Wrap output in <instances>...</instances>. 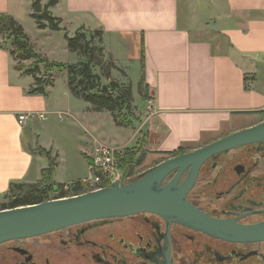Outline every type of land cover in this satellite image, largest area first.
Returning a JSON list of instances; mask_svg holds the SVG:
<instances>
[{"label":"crops","instance_id":"0c3cea01","mask_svg":"<svg viewBox=\"0 0 264 264\" xmlns=\"http://www.w3.org/2000/svg\"><path fill=\"white\" fill-rule=\"evenodd\" d=\"M32 4L0 0V14L12 15L31 39L24 20L32 18ZM50 10L64 23L99 28L126 73L141 60L146 101L154 106L142 131L150 156L196 149L264 120V0H59ZM36 31L38 37L53 33ZM33 81L0 46V196L12 182H39L47 167L35 149H47L35 128L41 118L22 121L20 114L64 112L69 125L97 128L99 112L67 84L57 97L56 82L43 94L33 93ZM93 148L79 149L86 168Z\"/></svg>","mask_w":264,"mask_h":264},{"label":"flooded vegetation","instance_id":"af4514ba","mask_svg":"<svg viewBox=\"0 0 264 264\" xmlns=\"http://www.w3.org/2000/svg\"><path fill=\"white\" fill-rule=\"evenodd\" d=\"M187 197L214 219L264 226V140L210 156ZM225 234L139 213L1 243L0 264H264V238Z\"/></svg>","mask_w":264,"mask_h":264},{"label":"water","instance_id":"95a60500","mask_svg":"<svg viewBox=\"0 0 264 264\" xmlns=\"http://www.w3.org/2000/svg\"><path fill=\"white\" fill-rule=\"evenodd\" d=\"M264 140V120L227 134L202 147L169 157L125 184L40 203L0 209V244L15 239L44 235L70 226L126 217L139 213L158 214L170 222L226 237L232 229L234 239H263L264 226L240 227L217 220L188 200L201 165L210 156L249 143ZM187 175L183 181L184 172ZM176 174L168 181L167 178Z\"/></svg>","mask_w":264,"mask_h":264},{"label":"rangeland","instance_id":"374dc122","mask_svg":"<svg viewBox=\"0 0 264 264\" xmlns=\"http://www.w3.org/2000/svg\"><path fill=\"white\" fill-rule=\"evenodd\" d=\"M203 2L204 1H201V6ZM41 3L42 5H45L43 0H41ZM24 23L27 27V30L33 37L30 39L34 49L50 62L73 64L87 60L86 55L78 52H72L68 48V42L65 38L66 34L69 36H74L77 32L84 34V42H90V44L95 49V72L100 74L103 81L107 84L116 82L119 85V90L117 93L128 94L125 98L128 101L130 108L127 109V103H125L123 106V112H129L128 117L132 122L131 127L120 125L115 120L114 114L112 112L105 109L102 111H97L94 109L93 105L88 102L86 103L90 104L88 108L90 111L99 112L96 120L97 128L96 126H88L86 128L85 126H80L78 124L69 125L68 122H70V119L66 118V120H63L56 112L49 113L47 119H39L36 122L35 128L38 131L40 140L43 141L48 150H51L54 154H56L55 157H58L57 160L60 161V164L57 165L53 174L54 179L61 182H70V184H64L63 187L73 186L75 183H71V180L75 177L90 175L88 167L86 168L84 166L83 162L85 159L84 155L79 150L80 147L84 145H94L95 148V145L98 144V141H104L117 147L118 150H122L126 147H133L137 143L139 137L142 135V131L145 129V125L143 126V124L146 123V120L152 110L148 109L147 101L145 102L142 98L141 60L134 61L128 70V73H126L124 69L120 68L116 64L112 53L109 51V46L104 40L103 32L99 28L91 27L87 24H75L69 21L64 23L61 19V29L52 30L49 27L40 28L33 17L31 19L24 20ZM37 28L49 29L53 33L52 35L50 34L38 37L37 34H35L37 32ZM69 29H71L72 32H70ZM0 41L4 44V47H6L11 52L12 43L9 39H7V34H3V36L0 35ZM15 56L14 59L16 60L17 66L22 68L19 70L24 74L32 76L34 80L31 89L35 90L38 88L39 85L36 82L39 79L44 81L45 89L54 86L56 82L54 96L61 97V93L65 88V84L68 85L69 83V72L66 68L53 67L49 70H46L45 63H37L36 59L34 58L18 60ZM30 71L33 73L28 74L27 72ZM260 75L263 77L264 70L260 73ZM83 101L80 102L84 104ZM89 124L90 123H88V125ZM91 130L93 132H91ZM204 145L205 144H202L199 147ZM168 157L171 156H159L156 153H153L150 156V151L144 148L139 156V161L135 168L134 176L129 177L128 182L132 181L138 175L148 171L162 159ZM45 162L48 166V159H46ZM123 183L125 184V181ZM57 188L58 190H61L62 187L59 185ZM72 191H74L73 187L70 189V191H65L64 193L57 191L52 197L59 198L58 196L60 195H71ZM4 206L10 207V200L4 196H0V209H3Z\"/></svg>","mask_w":264,"mask_h":264},{"label":"trees","instance_id":"16d2710c","mask_svg":"<svg viewBox=\"0 0 264 264\" xmlns=\"http://www.w3.org/2000/svg\"><path fill=\"white\" fill-rule=\"evenodd\" d=\"M59 0H49L47 4L42 5L41 0H33V12L31 16L36 20L40 28L49 27L52 30H60L61 18L56 17L51 12L50 8L58 3ZM7 34V39L12 43L11 53L16 55L18 60L36 59L37 63H45L46 70L50 68H66L69 72V88L72 93L84 100L85 102L93 105L97 111L108 110L114 114L115 120L123 126H132V122L128 117V113L123 112V106L127 103V109L130 105L125 97L127 93H117L119 85L116 82L107 84L103 81L100 74L95 72V49L90 42L85 43V36L77 32L74 36L66 34L65 38L68 42V48L72 52H78L87 56V60L65 64L62 62H50L41 54L36 52L31 42L29 35L26 33L24 27L10 14H0V35ZM0 46L4 44L0 41ZM18 69H22L17 66ZM32 74L33 72H27ZM39 86L33 90V93H45V84L42 79L36 82ZM147 84L144 77L141 80V93L142 98L146 101L147 98ZM122 92V91H121ZM146 145V134L142 133L137 143L133 147H126L118 150L116 153V162L118 168L122 172L123 180L125 183L132 182L139 178L138 175L132 181L128 182L129 177L134 176L135 168L139 161V156L144 150ZM42 155H44L49 163L42 171V179L37 183L26 182H12L9 189L3 194L4 197L10 200L11 208L27 204L40 203L49 199L57 198L52 197L57 192V183L53 177L55 169L58 165L57 158L52 152L40 145L35 148ZM188 148L180 147L176 151L168 153L169 156H177L186 153ZM159 163V162H158ZM157 163V164H158ZM156 165V164H155ZM105 185H108L106 183ZM64 185H60L63 187ZM74 192L77 194L88 191L85 185H73ZM76 190V191H75ZM65 191H61L64 193ZM65 196L60 195L59 198Z\"/></svg>","mask_w":264,"mask_h":264},{"label":"built area","instance_id":"2783aa9c","mask_svg":"<svg viewBox=\"0 0 264 264\" xmlns=\"http://www.w3.org/2000/svg\"><path fill=\"white\" fill-rule=\"evenodd\" d=\"M147 103L148 109L153 111V102L151 100H148ZM59 115L61 119L66 118V114L64 112H59ZM29 117L34 119H46L47 114L32 112L29 114L19 115V119L22 121ZM117 151V147L110 145L106 142H99L89 156L88 169L90 175L81 178L78 182H75V184L85 185L88 191H95L112 186L116 181H120V183L122 184L124 182L122 172L118 168L116 162ZM106 183H108V185H105ZM72 187L73 186H65L62 187L61 190L57 189V191H70ZM76 194V192L72 191L71 195H66L65 197Z\"/></svg>","mask_w":264,"mask_h":264},{"label":"bare ground","instance_id":"6f19581e","mask_svg":"<svg viewBox=\"0 0 264 264\" xmlns=\"http://www.w3.org/2000/svg\"><path fill=\"white\" fill-rule=\"evenodd\" d=\"M122 184H124V183H122ZM110 187V186H109ZM90 192V191H89ZM76 195H78V194H76ZM72 196H74V195H72Z\"/></svg>","mask_w":264,"mask_h":264}]
</instances>
